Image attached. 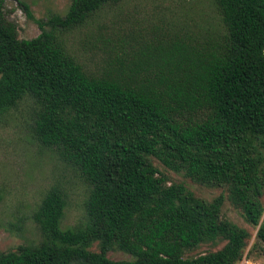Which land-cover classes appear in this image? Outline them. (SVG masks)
<instances>
[{"label":"trees","instance_id":"trees-1","mask_svg":"<svg viewBox=\"0 0 264 264\" xmlns=\"http://www.w3.org/2000/svg\"><path fill=\"white\" fill-rule=\"evenodd\" d=\"M4 1L0 118L31 98L35 140L89 192L84 223L62 229L64 195L49 188L31 214L40 240L0 253V264H235L249 233L221 216L225 200L255 229L249 250H264V0H211L217 21L199 35L131 29L93 67L63 35L120 0H70L44 20L14 0L39 29L29 39L17 37ZM151 158L226 194L196 197ZM216 240L217 250L183 256ZM113 248L131 259H109Z\"/></svg>","mask_w":264,"mask_h":264},{"label":"rangeland","instance_id":"rangeland-1","mask_svg":"<svg viewBox=\"0 0 264 264\" xmlns=\"http://www.w3.org/2000/svg\"><path fill=\"white\" fill-rule=\"evenodd\" d=\"M21 1L29 6L35 19L43 20L50 14H64L70 2ZM3 11L5 17L14 23L19 39H29L39 33L37 25L26 18L14 0H5ZM216 21L217 15L211 0H120L114 5H105L84 26L66 31L63 39L78 60L93 67L98 61L101 48L116 45L123 34L131 29L147 38L153 35H199ZM35 109L32 99L24 96L0 118V253L14 251L20 245L40 240L31 214L43 194L51 187L60 188L65 199L60 227L73 228L85 221L84 204L89 185L77 170L59 160L51 149L40 146L35 140L32 132ZM151 160L170 182L182 183L196 197L209 201L220 193L224 196L226 194L220 188L197 185L183 175L165 168L156 159ZM221 216L249 233L242 258L235 264H264L263 249L249 250L254 241L255 229L226 200L221 207ZM223 243L221 240L201 243L185 251L183 256L193 257L214 251ZM90 250H97V244L93 243ZM106 255L114 261L131 259L128 254L116 248L109 250Z\"/></svg>","mask_w":264,"mask_h":264}]
</instances>
